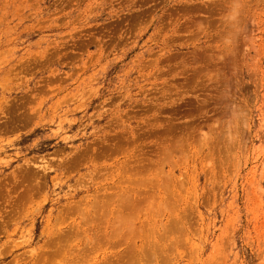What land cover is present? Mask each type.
Wrapping results in <instances>:
<instances>
[{"label":"rangeland","instance_id":"374dc122","mask_svg":"<svg viewBox=\"0 0 264 264\" xmlns=\"http://www.w3.org/2000/svg\"><path fill=\"white\" fill-rule=\"evenodd\" d=\"M122 131L150 159L191 133L155 175L174 212L151 222L177 228L158 264H264V0H0V264L85 226Z\"/></svg>","mask_w":264,"mask_h":264},{"label":"bare ground","instance_id":"6f19581e","mask_svg":"<svg viewBox=\"0 0 264 264\" xmlns=\"http://www.w3.org/2000/svg\"><path fill=\"white\" fill-rule=\"evenodd\" d=\"M234 3V2H233ZM236 5V4H234ZM235 7V6H234ZM51 79V78H50ZM58 79V78H57ZM56 79V80H57ZM54 80V78H53ZM191 82V81H190ZM179 86V85H178ZM181 86V85H180ZM154 108V107H153ZM21 109V108H20ZM151 109V108H150ZM14 110H16L14 108ZM20 115V114H19ZM27 115V114H26ZM24 117V116H23ZM22 117V118H23ZM31 118V117H30ZM122 118V117H121ZM119 119V118H118ZM117 119V120H118ZM132 119V118H131ZM119 121V120H118ZM121 121V120H120ZM119 123V122H118ZM120 124V123H119ZM117 125V124H115ZM175 125V124H173ZM147 127V126H146ZM162 127V126H161ZM136 129V128H135ZM134 129V130H135ZM141 129V128H140ZM146 129V128H145ZM190 129V128H189ZM144 130V129H143ZM154 130V129H153ZM166 130V128H165ZM224 130V129H223ZM132 131V130H131ZM131 131L129 133H131ZM169 131V130H167ZM165 131V132H167ZM214 131V130H213ZM136 132V130H135ZM134 132V133H135ZM146 132V131H145ZM154 132V131H153ZM193 132V131H192ZM195 132V131H194ZM119 138L123 137V138H126L128 140V142L124 141V144L123 146L121 145V142L123 141V138L122 140L119 139V144H117L116 146H112L110 145L111 150H115L117 151V153H120L118 154L119 155H122L121 153H124L125 155V158L123 160L122 163H120L116 169V167H114L116 169V173H113L112 176H108L107 174V177L105 178L104 182H102L100 184V186L97 188V197L96 199H94L93 201L95 202H91V203H94V204H89L90 206H88L89 208H85L86 210H83L79 213L82 215V218L84 219H80V220H83L82 222H85V226H84V223H83V226L82 225H73V228L70 229V230H66L67 232L63 233V234H57L58 236V239L59 241H55L54 239V243L55 244H52V245H55V246H52L53 248H49V249H44V252H41L39 253L40 255H38V257H36V262L35 264H47V258H50L48 261H50L53 257L55 259V261H57V259L59 258L58 256L62 255L64 256V258H68L70 259L69 261H73V262H69L67 263V260L65 259V263L67 264H79L81 262H83L84 258H87L88 256H90L91 254L90 253H93V252H99L101 254H105V255H108L109 256V259H108V262L107 260L105 264H136L137 262H139L140 264H152V263H157V262H160L161 261V257L165 256L166 257V260H169L167 257L168 255H170L169 253H172V252H169L168 251V248H171L173 247L175 244V242H171L168 244H172L171 247H168L167 245H165L166 243H163L162 241L164 242H167L166 239H168L166 237L165 239V234H169L171 231L170 229H177V228H174V226H172L173 228H168L169 226H167V228L165 229L164 228V224L162 225L163 227H161L160 225L162 224H157L155 221L154 222H151L152 218H154V215L156 214V218H158L160 215H158V212H163V211H166L167 209H172L174 206H172L171 204H173L174 202L177 203V200L172 202L171 201V206H169V203L167 204L166 208H162L164 207V205H166V200L169 201V199H167L168 195L165 194V196L161 193L162 190L164 191H167V189L169 190L171 187L170 185L172 186V184H174V182L172 184H169V186H166L165 184H167L165 181H161L159 180V178H157L158 174L157 172H163V170L161 171L160 168H162V165L165 164V163H168L169 162V159L166 160V162H162L164 157H173V155L171 153H174L177 151V149H179L178 151H181L182 150V144L185 142L184 140L187 139L189 136H191V133L190 135H184L186 136L185 138H182L180 139L178 136V139L177 141H174L173 139H170V143L169 144H163L164 146V153H161L163 152V147H160L159 145H161V143L158 145V148H159V154L161 153V155H163V157L160 158V156H158V158L156 159H150V157L148 158L147 154L146 156L143 158V156H139L137 153L135 154V151L134 149H129L131 148L132 146H128V148H125L124 146H127V145H130V140L129 139H133V138H130L125 136V135H128L126 134V132L123 133L122 131V134L121 132H119ZM133 133V134H134ZM132 134V133H131ZM136 134V133H135ZM162 134V133H161ZM118 135V134H117ZM122 135V136H121ZM198 135V133H197ZM207 135V134H206ZM111 136V135H110ZM142 136V135H141ZM144 136V135H143ZM148 136V135H147ZM205 136V134H204ZM210 136H208L209 140H210ZM113 137V136H112ZM137 137V135L135 136ZM134 137V138H135ZM194 137V136H192ZM206 137V136H205ZM114 138V137H113ZM129 138V139H128ZM156 138V137H155ZM190 138V137H189ZM188 138V140H190ZM109 139V138H108ZM115 139V138H114ZM136 140H140V138H135ZM148 139V138H147ZM158 139V138H157ZM169 139V138H168ZM168 139H166L167 141H169ZM227 139V138H226ZM106 140V139H105ZM111 140L113 142H115L112 138ZM134 141V143H136L137 141ZM144 140V139H143ZM176 140V139H175ZM178 140H180L181 142H178ZM206 140V139H205ZM208 140V141H209ZM95 141V140H94ZM101 141V139H100ZM103 141V140H102ZM118 141V140H117ZM121 141V142H120ZM141 141V140H140ZM192 141V140H191ZM189 141V142H191ZM225 141V140H224ZM99 142V141H98ZM109 142V141H107ZM143 142V141H142ZM165 142V140H164ZM183 142V143H182ZM188 142V141H186ZM103 143V142H101ZM117 143V142H116ZM126 143V145H125ZM129 143V144H128ZM134 143H131V144H134ZM138 143V142H137ZM182 143V144H181ZM231 143V142H230ZM98 144V143H97ZM100 144V142H99ZM104 144V143H103ZM102 144V145H103ZM106 144V143H105ZM115 144V143H114ZM178 144H180L181 146H179ZM187 144V143H185ZM196 144V143H195ZM200 144V143H199ZM218 144V143H217ZM91 145V144H90ZM136 145V144H135ZM229 145V144H228ZM236 145V144H235ZM89 146V145H88ZM87 146V147H88ZM93 146V145H92ZM91 146V147H92ZM95 146L97 147L98 145H95L94 144V148ZM137 146V145H136ZM143 146V145H142ZM147 146V145H146ZM150 146V145H149ZM181 147L180 148H178ZM187 146V145H186ZM184 146V148L186 147ZM215 146V145H214ZM86 147V146H85ZM101 147V146H100ZM104 146H102L101 148H103ZM154 147V146H152ZM151 147V148H152ZM147 148V147H146ZM156 148V149H158ZM161 148V149H160ZM184 148L182 151H184ZM228 148V146H227ZM96 149V148H95ZM95 149H92L90 153V151L87 152V149H86V152L85 151H82L81 153H87V154H93L94 153L96 154V152H93L95 151ZM98 147H97V151H98ZM104 149V148H103ZM102 149V150H103ZM135 149H137V147H135ZM149 149V147H148ZM155 149V148H154ZM232 148H230L231 150ZM82 150H84L82 148ZM101 150V149H100ZM108 150V149H107ZM138 150V149H137ZM114 151V152H115ZM149 151V150H147ZM152 151V150H151ZM150 151V152H151ZM158 151V150H157ZM177 151V152H178ZM100 152V151H99ZM97 152V153H99ZM153 152H155L153 150ZM102 153V152H100ZM100 153L98 154L99 156ZM108 153V152H107ZM106 153V154H107ZM144 153V152H143ZM158 153V152H156ZM184 153V152H183ZM195 153V152H194ZM105 154V153H104ZM167 154H170V155H167ZM176 155L179 154V153H175ZM186 154V153H185ZM92 155V156H93ZM97 155V154H96ZM97 155V157H98ZM103 155V153H102ZM108 155H110V153H108ZM116 155V153H115ZM142 155V154H141ZM165 155V156H164ZM175 155V156H176ZM188 155V154H187ZM185 155V156H187ZM106 156V155H105ZM152 156V155H151ZM89 157V156H88ZM102 157V156H101ZM99 157V158H101ZM114 157V156H113ZM154 157H157L156 156H153ZM172 157L170 160H172ZM177 157V156H176ZM188 157V156H187ZM98 158V159H99ZM104 159V157H102ZM107 157H105L106 159ZM166 158V159H167ZM186 158V157H185ZM184 158V160H185ZM91 159V157H90ZM115 159V158H114ZM181 159V158H180ZM79 160V158H78ZM83 160V159H82ZM86 160V159H84ZM93 160V159H92ZM193 160V159H192ZM75 161V160H74ZM182 161V160H181ZM78 162H81V160H79ZM174 162V161H173ZM77 163V162H76ZM182 163V162H181ZM79 164V163H77ZM97 164V163H96ZM162 164V165H161ZM172 164V163H171ZM175 164V163H174ZM221 165V164H220ZM112 166V165H111ZM154 166H156V169L159 168V170H157L156 172L152 170V167L153 169L155 168ZM164 166V165H163ZM35 167V166H34ZM46 167V166H45ZM52 167V166H51ZM105 167V166H104ZM42 168V166L40 167V169ZM110 168V167H109ZM105 169L107 171H110V169ZM217 168V167H216ZM37 169V168H36ZM47 169V168H46ZM49 169V168H48ZM96 169V168H95ZM114 169V171H115ZM154 169V170H156ZM38 170V169H37ZM44 170V169H42ZM94 170V169H93ZM104 170L103 168L101 169V171ZM104 170V171H105ZM46 171V170H45ZM99 171V170H98ZM96 171V172H98ZM100 171V172H101ZM103 171V173H104ZM112 171V170H111ZM110 171V172H111ZM113 171V172H114ZM154 174H152L153 172ZM213 171V170H212ZM29 172V171H28ZM89 172V171H88ZM209 172V171H208ZM207 172V173H208ZM36 173V172H35ZM34 173V174H35ZM92 173V172H91ZM90 173V174H91ZM164 173V172H163ZM162 173V174H163ZM109 174V173H108ZM111 174V173H110ZM157 174V176H155ZM94 176V174H92ZM102 174H100L101 176ZM169 175V174H168ZM166 174L162 175V178L164 179L163 176H168ZM185 175V174H184ZM90 176V175H88ZM103 176V175H102ZM160 176V175H159ZM91 177V176H90ZM169 177V176H168ZM95 178V177H94ZM97 178V177H96ZM100 178V177H98ZM97 178V179H98ZM161 178V179H162ZM185 178V177H184ZM16 179V178H15ZM167 179V178H166ZM176 179V177H175ZM211 179V178H210ZM40 180V179H39ZM168 180V179H167ZM171 179L169 178L168 181H170ZM38 182V180H36ZM164 183L162 185V183ZM176 182V181H175ZM178 184L176 185V187L181 186L182 187V182L181 181H177ZM18 183V182H17ZM42 183V182H41ZM80 183V182H79ZM87 183V182H86ZM213 183V182H212ZM181 184V185H180ZM16 185V184H15ZM40 185V184H39ZM37 186V185H36ZM35 186V187H36ZM42 186V184H41ZM44 186V185H43ZM164 189H163V188ZM165 187L167 188L165 190ZM170 187V188H168ZM178 188V190L181 189ZM184 187V186H183ZM29 187H27L28 189ZM32 188V187H31ZM39 188V187H38ZM41 188V187H40ZM175 188V187H174ZM30 189V188H29ZM36 190H37V187H36ZM184 190V188H183ZM27 191V190H26ZM31 191V190H30ZM29 191V193H30ZM33 191V190H32ZM172 190H170L169 192H172ZM177 191V190H176ZM175 191V193H176ZM7 192V191H6ZM37 192V191H36ZM99 192V193H98ZM174 192V191H173ZM24 193V192H23ZM174 195H177V193ZM26 195L24 197L27 198V195H29L28 193H25ZM95 194V193H94ZM93 194V196H94ZM173 194V193H172ZM10 196V195H9ZM32 196V194L30 195ZM23 197V196H22ZM85 197V196H83ZM88 198V195L86 196ZM85 197V198H86ZM167 197L166 199H163V198ZM26 198H23L24 200H26ZM30 197H28L29 199ZM86 198V199H87ZM94 198V197H93ZM20 199V198H19ZM33 199V198H32ZM84 199V200H86ZM30 200V199H29ZM10 201V200H9ZM22 201V200H21ZM80 202V201H79ZM79 202H74V203H79ZM181 202V201H180ZM22 203V202H21ZM83 203V201H82ZM86 203V201H85ZM20 204V203H19ZM73 204V202H72ZM87 204V203H86ZM175 204V203H174ZM173 204V205H174ZM82 205L81 203L76 204L73 207V205H70V207H72L70 210L69 208L67 210H65L64 208V213L65 211H68L66 213H68L69 216L71 211H74L76 214H78L75 210L76 209H79V206ZM85 205V204H83ZM88 205V204H87ZM68 207V206H67ZM170 207V208H169ZM82 208V206L80 207V209ZM162 208L163 209H166V210H160ZM178 209V207H176ZM62 211V212H63ZM169 211V210H167ZM173 211V209H172ZM172 211H170V213H173ZM61 212V213H62ZM73 212V213H74ZM15 213V212H14ZM74 213V214H75ZM18 214V213H17ZM63 214V213H62ZM60 214V215H62ZM13 215V214H12ZM11 215V216H12ZM65 215V217H67L68 215L67 214H63V216ZM67 215V216H66ZM158 215V217H157ZM178 215V214H177ZM182 215V214H181ZM19 216V215H18ZM75 216V215H74ZM72 215V217H74ZM184 216V215H183ZM60 217V216H59ZM174 217V215H173ZM178 217V216H177ZM58 218V217H57ZM64 218V217H62ZM154 218V219H156ZM180 218V217H179ZM66 219V218H64ZM172 219V218H171ZM175 219V218H174ZM185 219V218H184ZM162 220V219H161ZM173 220V219H172ZM179 220V219H178ZM63 221V220H62ZM139 221V223H138ZM158 221V220H156ZM80 222V223H82ZM160 222V221H159ZM174 222V221H172ZM178 222V221H177ZM180 222V221H179ZM3 223V222H2ZM1 223V224H2ZM6 222L3 223V225L5 224ZM171 223V222H170ZM181 223V222H180ZM0 224V225H1ZM76 224V223H75ZM183 224V223H181ZM7 225V224H6ZM71 225V224H70ZM173 225V223H172ZM174 225H176V223L174 222ZM5 227V226H3ZM70 227V226H69ZM71 228V227H70ZM5 229V228H4ZM46 229V228H45ZM182 230V228H180ZM179 230V229H178ZM188 230V229H187ZM59 231V230H58ZM173 233L176 232V230L172 231ZM180 232H183L184 233V230L183 231H178ZM58 233V232H57ZM61 233V232H59ZM165 235V236H164ZM172 235V234H171ZM175 235V239L176 241L179 239H177L176 237V234H173ZM183 235V234H182ZM187 235V234H186ZM185 235V236H186ZM81 236H84V245L83 246H76L73 245L74 241L77 240L76 238L81 239L82 237ZM180 237L182 238L183 236L180 235ZM74 238V239H73ZM173 238V237H172ZM185 238V237H184ZM62 239V240H61ZM171 239V238H170ZM186 239V238H185ZM184 239V241H185ZM180 241L182 239H179ZM178 240V241H179ZM187 240V239H186ZM61 241V243H60ZM138 241H140V244H138ZM173 241H174V238H173ZM176 242V243H179V242ZM183 241V240H182ZM183 241V242H184ZM48 242V241H47ZM83 242V241H82ZM51 243H53V240H51ZM64 243V244H62ZM66 243V244H65ZM186 243V241L184 242V244ZM47 243H45L44 245L42 246H45ZM62 244V245H61ZM83 244V243H82ZM78 245V244H77ZM176 245V244H175ZM183 245V244H182ZM46 246H51L50 242H49V245H46ZM121 246H125L126 248L125 251H123L121 248ZM121 247V248H120ZM175 248V247H174ZM43 249V248H42ZM41 250V249H40ZM183 250V249H181ZM43 251V250H42ZM169 252V253H168ZM100 254V255H101ZM93 255V254H92ZM173 255V253H172ZM105 257V256H104ZM103 257V258H104ZM112 257V258H111ZM62 259V257H60ZM63 258V259H64ZM92 257L90 256V258L88 259H91ZM102 258V259H103ZM83 259V260H82ZM97 259V258H96ZM82 260V261H80ZM93 261V259H91ZM54 264H56V262H54V260H52ZM50 261V262H52ZM80 261L79 263H76ZM89 261V260H88ZM104 261V262H105ZM146 261V262H145ZM165 261V260H164ZM50 262H48L50 264ZM63 262V261H62ZM94 262V261H93ZM103 262V264H104ZM169 262V261H168ZM89 263V262H88ZM137 263V264H139ZM170 263V262H169ZM172 263V262H171ZM216 263V262H215ZM18 264V263H17ZM100 264V263H99ZM158 264V263H157ZM217 264V263H216ZM223 264V263H222Z\"/></svg>","mask_w":264,"mask_h":264}]
</instances>
